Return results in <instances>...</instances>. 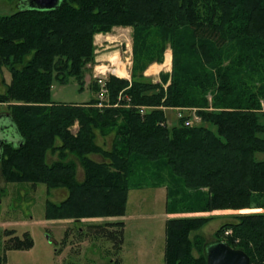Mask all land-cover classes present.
<instances>
[{"label":"trees","instance_id":"obj_1","mask_svg":"<svg viewBox=\"0 0 264 264\" xmlns=\"http://www.w3.org/2000/svg\"><path fill=\"white\" fill-rule=\"evenodd\" d=\"M113 26L132 27L134 60L131 82L114 75L105 81L109 105L122 91L133 105L196 107L206 125L188 127L181 118L179 125L168 127L162 109L141 114L135 106L98 108L97 98L51 100L52 83H66L69 76L81 79V63L92 59L94 34ZM167 43L173 58L164 88L143 68L137 76L134 67L140 59L146 66L161 58ZM1 67L11 80L0 103L7 105L21 143L2 144L0 175L6 182L67 188L64 200H48L47 217L78 222L124 215L131 185L161 183L152 175L156 172L142 179L135 172L160 160L167 174L159 176L175 180L173 199L194 192L196 211L264 207V159L256 158L264 151V124L259 122L264 114V0H61L55 9L0 13ZM92 87L99 90L96 79ZM75 120L79 128L72 133ZM97 129L115 134L110 149L95 144ZM48 150L59 153L51 164ZM68 152L81 163L82 182L75 163L65 160ZM207 220H166L164 264H206L210 242L191 240L190 233ZM228 229L231 234L223 235ZM86 232L108 238L114 251L121 250L122 221L90 224ZM217 233L223 237L216 241L242 249L250 264H264V212L240 214ZM13 241V247L20 245L18 238ZM113 263L120 264L118 258Z\"/></svg>","mask_w":264,"mask_h":264},{"label":"rangeland","instance_id":"obj_2","mask_svg":"<svg viewBox=\"0 0 264 264\" xmlns=\"http://www.w3.org/2000/svg\"><path fill=\"white\" fill-rule=\"evenodd\" d=\"M11 2V5H7V2ZM19 1V0H18ZM17 0H0V13L9 14L18 9ZM16 3V4H15ZM151 41V39H150ZM133 43L134 33L131 26H113L109 31L96 32L93 36V51L92 59L81 61V79L69 76L66 83H60L54 81L51 86L50 98L55 102L65 103H84L97 98L98 91L93 89L92 83L97 78L95 77V68L102 65L103 69L106 70L105 81L112 75L111 70L113 68H121L126 72L127 75L119 78H124L131 82V73L133 72ZM127 49V52H124ZM189 50V49H188ZM182 53V52H181ZM115 56V61L110 60ZM126 57L128 61L125 62ZM173 50L169 43L166 44L165 49L162 52L161 58L155 60L152 63H164L166 67H163L162 71L157 75H145L144 71L147 69L146 66L138 64L135 65L134 73H141L151 79L153 82H157L164 88L169 84L170 77L165 82L163 76L170 74L172 68ZM121 60V61H120ZM118 61V62H117ZM143 61V60H142ZM144 62V61H143ZM162 65V66H163ZM98 67V68H97ZM5 68V67H4ZM143 68V69H141ZM158 67L153 65L149 68V71L155 70ZM166 69V70H165ZM167 71V72H166ZM5 74L11 80V74L5 68ZM154 77L158 80H154ZM98 81V80H97ZM10 82V81H9ZM109 94L107 90V95ZM108 97V96H107ZM208 102L212 103V97L210 94L206 95ZM263 105V104H262ZM4 106H7L6 104ZM112 107H126L130 108L135 106L140 110L144 108V112L152 109H162L165 113V124L168 127L179 125L182 119L188 118L193 114H196L200 121L197 125H206L197 113L196 107L190 106H146V105H133L130 101V97L123 94L122 91L118 92L117 99L114 104H110ZM97 107V106H96ZM103 108V107H98ZM140 112V111H139ZM143 114L142 112H140ZM182 118V119H181ZM259 122L264 124V114L259 115ZM212 129L213 126L210 125ZM79 128L78 120H75L73 125L69 127L72 133H76ZM100 130H95V144L99 147L110 149L115 134L111 131H104L102 134ZM105 139L102 144L101 138ZM261 138L264 139V134H260ZM104 145V146H103ZM91 158L94 161L100 162L101 156L96 153H91ZM76 155L68 152L65 160H72L75 163L76 177L79 182L84 180V172L81 163L78 162ZM59 153L56 151L48 150L46 155L47 163L51 164L55 160L59 159ZM256 158L264 159V151L256 153ZM162 160L150 165L148 169L141 167V171L138 169L135 173L141 174L138 178H146L152 172H156L157 175L152 174L157 181H160L167 190V199L170 201L168 204V210L170 214H174L171 218H192V217H206L208 220L196 231L190 233V239L196 240L198 238L212 242L218 238H222V234H218L217 230L225 222H236L237 216L240 214L264 212V207L256 208H241V209H215L211 211H196L195 202L199 203V196L194 192L191 196L185 195L181 192L182 198H174L176 185L175 180L171 179L167 174L165 166H162ZM164 164V163H163ZM79 170L81 179L78 177L77 171ZM173 188L174 190H172ZM168 189H171L170 191ZM169 192L170 195H169ZM82 195V194H81ZM137 195L140 199H145V204L140 206L136 201ZM155 196H158L156 202L153 201ZM163 198V194L161 195ZM159 196V191L151 189H142L131 191L127 202L126 218L128 222L127 228V250L128 254H125L122 250L114 251L112 242L101 235L86 232L88 225H82V231L79 230V226L74 221H68L69 218H49L46 216V206L50 199H54L52 190L48 189L44 183L30 184L25 182H7L5 189L0 195V259L1 263L6 264H64L66 262H73L77 264H104L102 261H107L108 258L115 255L119 258L122 264L133 263L134 256L136 254V245L133 241L140 239L137 231V226L142 223L147 226L146 232H150V235H154L153 251L159 252L163 247V234L164 222L161 215L164 213V204ZM138 197V200H139ZM156 199V198H155ZM235 210V211H230ZM143 215V216H142ZM138 220H137V219ZM26 220V222H23ZM6 224H2V222ZM231 229L225 230L223 235H230ZM14 238H18L20 245L13 247L15 241ZM198 242V241H196ZM200 242V241H199ZM198 242V243H199ZM148 240H142V244L147 246ZM149 249L144 248V251ZM192 254L198 256V251L194 247ZM114 258V257H113ZM124 258V259H123ZM118 259V260H119ZM151 263V262H150ZM164 260H158L152 264H163Z\"/></svg>","mask_w":264,"mask_h":264},{"label":"crops","instance_id":"obj_3","mask_svg":"<svg viewBox=\"0 0 264 264\" xmlns=\"http://www.w3.org/2000/svg\"><path fill=\"white\" fill-rule=\"evenodd\" d=\"M7 5H11V2H7ZM2 14V13H1ZM111 61L114 60L115 61V56H113L111 59ZM121 61V60H120ZM118 62V61H117ZM122 63H124L123 61H121ZM166 62V60L164 61V63ZM164 63H152L150 65H148L147 69H145L144 74L146 75H158L160 71H162V69H164L163 67H166V65H163ZM153 65H156L158 68L157 69H153L151 71H149V68ZM163 65V66H162ZM166 70V69H165ZM5 68L1 67L0 68V93L4 91L5 89V84H8L10 81V78L7 77V75L5 74ZM115 71L121 75V76H125L127 75L126 72L124 70H122L121 68H116ZM167 72V71H166ZM154 80H158V78L154 77ZM4 103H0V120L3 119H8V117L6 116L8 113L7 107L4 106ZM16 136V135H15ZM17 139V137L15 138L14 135L12 136L11 140ZM105 137L102 136V140L100 141L102 144L105 142V139H103ZM104 146V145H103ZM80 169H78L77 174L78 177L81 179V175L79 172ZM7 185V182L4 180V178L0 175V195L2 194V191L5 189ZM155 189L157 191H159V196H161L163 194V198L165 200V204H164V213L161 215V218L164 222V227H163V234H161V237L163 238V247L161 248V250L159 252H157V250L153 251V243H154V239L155 236L152 234L150 235V232H146L147 230V226H145L143 223L141 225L137 226V231L136 233L138 234L140 239H136V241H133L136 245L134 246V248H136V254L133 257L134 258V262L131 264H152L153 262H156L158 260H164L165 262V255H164V251H165V242H166V235H165V223L166 220H168L169 218L173 217L174 214H170L168 208V204H167V190L165 188V186L161 183L159 184H145V185H131L128 192H127V202L129 199V194L131 191H136V190H142V189ZM52 193L54 196V199H49L52 202L58 203L62 200H64L65 198H67V196L69 195V190L65 187H57V188H52ZM138 195L136 197V201L139 203L140 206L145 204V199H140L138 200ZM156 198V199H155ZM155 198L153 199L154 202H156V200H158V196H155ZM163 198L161 196V200L163 202ZM126 202V208H125V213L124 215H120V216H98V217H84V218H80V221L78 222H74L79 226V230L82 231V225H90V224H101L104 222H116V221H122L124 224V240H123V245L121 247V250L125 253L128 254V248H127V228H128V222H127V216H126V209H127V203ZM230 211H235V210H230ZM143 216V215H142ZM137 219V218H136ZM73 219H68V221H72ZM138 220V219H137ZM7 221H3L2 224H6ZM23 222H26V220H24ZM142 240H148L151 243H148L147 246L142 244ZM144 248L149 249L148 251H144ZM114 257V258H113ZM116 258L115 255L111 256L110 258H108L107 261H102L104 264H114L113 260ZM119 259V258H118ZM124 259V258H123ZM151 262V263H150ZM119 263L122 264L121 260L119 259ZM0 264H6L5 262H2ZM164 264V263H163Z\"/></svg>","mask_w":264,"mask_h":264},{"label":"water","instance_id":"obj_4","mask_svg":"<svg viewBox=\"0 0 264 264\" xmlns=\"http://www.w3.org/2000/svg\"><path fill=\"white\" fill-rule=\"evenodd\" d=\"M61 0H19L18 9L49 10L59 6ZM8 119L0 120V151L3 143L19 145L21 138L9 114ZM17 139L11 140L12 136ZM16 135V136H15ZM206 264H250L248 255L239 248L231 247L225 241H212L205 247Z\"/></svg>","mask_w":264,"mask_h":264},{"label":"built area","instance_id":"obj_5","mask_svg":"<svg viewBox=\"0 0 264 264\" xmlns=\"http://www.w3.org/2000/svg\"><path fill=\"white\" fill-rule=\"evenodd\" d=\"M124 52H127V49ZM126 60H127V62L130 61V60L128 61V57H126L124 63H126ZM115 69L116 68H113L111 70V73L115 76H119V74L115 71ZM94 75L97 78L98 83H99V90H98V96H97L98 101L96 103V106H98V107L108 106L109 102H108V98H107V96H108L107 95V88L105 86V78L107 75L106 70L105 69L102 70V68H99V70L97 71V69L95 68ZM139 111L144 113V108H140ZM198 121H200V118L196 114H193L188 118L184 117L183 123L185 126L191 127V126L197 125L196 123Z\"/></svg>","mask_w":264,"mask_h":264},{"label":"bare ground","instance_id":"obj_6","mask_svg":"<svg viewBox=\"0 0 264 264\" xmlns=\"http://www.w3.org/2000/svg\"><path fill=\"white\" fill-rule=\"evenodd\" d=\"M97 68H98V67H97ZM99 68H104V66L102 65V66H101V67H99ZM99 68H98V69H99Z\"/></svg>","mask_w":264,"mask_h":264}]
</instances>
